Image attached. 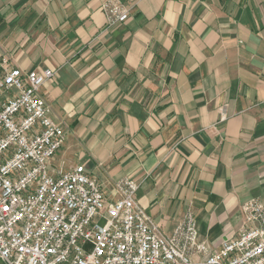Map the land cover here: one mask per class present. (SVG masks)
I'll list each match as a JSON object with an SVG mask.
<instances>
[{
  "label": "crops",
  "instance_id": "0c3cea01",
  "mask_svg": "<svg viewBox=\"0 0 264 264\" xmlns=\"http://www.w3.org/2000/svg\"><path fill=\"white\" fill-rule=\"evenodd\" d=\"M104 1L0 0V74L53 71L54 174L83 165L109 202L133 181L162 234L189 214L216 249L264 203V0H117L116 23Z\"/></svg>",
  "mask_w": 264,
  "mask_h": 264
},
{
  "label": "built area",
  "instance_id": "2783aa9c",
  "mask_svg": "<svg viewBox=\"0 0 264 264\" xmlns=\"http://www.w3.org/2000/svg\"><path fill=\"white\" fill-rule=\"evenodd\" d=\"M109 23L125 21L129 5L101 4ZM50 69L0 74V261L4 264H264V203L241 209L253 222L213 249L187 214L171 233L134 201L137 185L117 183L109 202L83 165L54 174L62 124L52 117L42 87ZM225 113V109L221 111Z\"/></svg>",
  "mask_w": 264,
  "mask_h": 264
},
{
  "label": "rangeland",
  "instance_id": "374dc122",
  "mask_svg": "<svg viewBox=\"0 0 264 264\" xmlns=\"http://www.w3.org/2000/svg\"><path fill=\"white\" fill-rule=\"evenodd\" d=\"M227 105H223L222 107H221V109L223 110V109H225V107H226ZM222 113V112H221ZM225 113H222V116H225L224 115Z\"/></svg>",
  "mask_w": 264,
  "mask_h": 264
}]
</instances>
